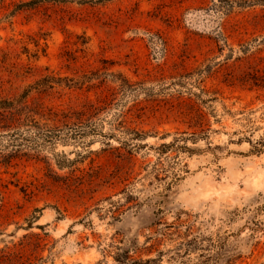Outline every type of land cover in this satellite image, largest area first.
<instances>
[{"label":"rangeland","instance_id":"obj_1","mask_svg":"<svg viewBox=\"0 0 264 264\" xmlns=\"http://www.w3.org/2000/svg\"><path fill=\"white\" fill-rule=\"evenodd\" d=\"M29 86L96 131L0 127V264H264V0H0Z\"/></svg>","mask_w":264,"mask_h":264},{"label":"trees","instance_id":"obj_2","mask_svg":"<svg viewBox=\"0 0 264 264\" xmlns=\"http://www.w3.org/2000/svg\"><path fill=\"white\" fill-rule=\"evenodd\" d=\"M42 80H45V78L43 77ZM33 88L36 89L34 86L25 88L17 97L0 98V127L7 129L21 127L25 131H35L36 133L41 131L44 133L46 131L48 140L61 139L62 134L65 137L80 138L85 134L95 133L96 126L90 125L86 130V128L83 129L82 121L73 123L69 120L72 117V112L69 110H56L42 103L34 105L29 103L28 95ZM36 117L52 121L56 120L59 123L62 121V123L50 126L45 122L41 123ZM165 145L168 144H162V146ZM261 145H264V143L262 142Z\"/></svg>","mask_w":264,"mask_h":264}]
</instances>
